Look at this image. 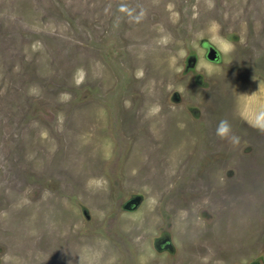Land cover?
Here are the masks:
<instances>
[{"label": "rangeland", "instance_id": "obj_1", "mask_svg": "<svg viewBox=\"0 0 264 264\" xmlns=\"http://www.w3.org/2000/svg\"><path fill=\"white\" fill-rule=\"evenodd\" d=\"M253 117L264 0H0V264H264Z\"/></svg>", "mask_w": 264, "mask_h": 264}, {"label": "clouds", "instance_id": "obj_2", "mask_svg": "<svg viewBox=\"0 0 264 264\" xmlns=\"http://www.w3.org/2000/svg\"><path fill=\"white\" fill-rule=\"evenodd\" d=\"M208 32V38L209 40L217 46L222 52H230L233 45L230 40H228L226 37L220 35L219 25L216 22H211L209 24V27L207 29ZM201 39L203 36L200 37ZM251 123L254 127L260 128L262 131H264V118H257L253 117L251 119ZM226 130V125L224 122L221 123V127L218 129L220 133H224ZM234 142L237 138H233Z\"/></svg>", "mask_w": 264, "mask_h": 264}, {"label": "water", "instance_id": "obj_3", "mask_svg": "<svg viewBox=\"0 0 264 264\" xmlns=\"http://www.w3.org/2000/svg\"><path fill=\"white\" fill-rule=\"evenodd\" d=\"M207 58L213 61H216L219 58V53L214 47L208 46ZM140 200H141L140 196L131 198L124 204V207L127 208V204L133 202V204H135L134 208H136L139 205Z\"/></svg>", "mask_w": 264, "mask_h": 264}, {"label": "flooded vegetation", "instance_id": "obj_4", "mask_svg": "<svg viewBox=\"0 0 264 264\" xmlns=\"http://www.w3.org/2000/svg\"><path fill=\"white\" fill-rule=\"evenodd\" d=\"M218 59H219V58H218ZM218 59H217V60H218Z\"/></svg>", "mask_w": 264, "mask_h": 264}]
</instances>
